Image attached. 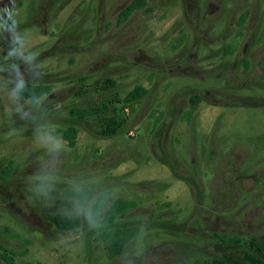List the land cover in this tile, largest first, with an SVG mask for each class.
<instances>
[{"label": "rangeland", "instance_id": "rangeland-1", "mask_svg": "<svg viewBox=\"0 0 264 264\" xmlns=\"http://www.w3.org/2000/svg\"><path fill=\"white\" fill-rule=\"evenodd\" d=\"M132 1L0 0V171L15 163L0 179V245L18 264H249L264 238V0H148L121 20ZM30 82L52 94L21 99ZM140 84L116 136L70 115ZM72 125L73 148L60 133ZM118 197L137 207L116 226L141 230L109 258L93 212ZM57 213L81 227L58 229Z\"/></svg>", "mask_w": 264, "mask_h": 264}, {"label": "trees", "instance_id": "trees-1", "mask_svg": "<svg viewBox=\"0 0 264 264\" xmlns=\"http://www.w3.org/2000/svg\"><path fill=\"white\" fill-rule=\"evenodd\" d=\"M148 0H133L121 13V20L127 19L134 11L146 7ZM249 17V10H246L241 15L239 26L242 27L246 24ZM237 49L236 44H230L225 50L226 55L233 54ZM116 82L112 79H105L101 86L102 89H112L115 87ZM54 86L52 84L43 83H26L20 86L17 91L21 99L36 102L43 96H49L52 94ZM149 90L144 85L135 86L126 96L120 100H112L108 103L102 102L99 106L72 108L70 115L77 119L95 118L99 122V130L97 135L102 138H110L118 135L127 125L129 116L126 112H134L135 106L139 103L147 94ZM191 108L189 110V116L194 114L201 103V98L198 95H192L190 97ZM115 103H122L120 108L112 107ZM129 113V112H128ZM61 137L68 143V146L73 148L77 145L79 129L77 126L72 125L68 128L61 130ZM14 161L10 160L6 166L0 171V179L7 180L13 174ZM87 191L84 193H74L73 196L84 199ZM102 201H98L94 212L93 218L100 219L104 226L100 232L96 234L95 241L103 244L105 251L109 258H115L122 255L129 242L135 239L140 233V226L127 225L116 226V222L121 216L128 211L137 207V203L133 200L116 198L111 205L107 207L104 214L100 215V207ZM51 220L56 227L62 231H77L81 225L82 220L79 217H73L62 213L51 215ZM226 240L227 238L221 237ZM250 247L254 250L253 254H248L247 258H244L249 264H264V239L253 238L249 242ZM18 254L5 246L0 245V258L7 264H18L16 256ZM23 255V253H22ZM200 264H224L218 259L206 261Z\"/></svg>", "mask_w": 264, "mask_h": 264}, {"label": "flooded vegetation", "instance_id": "flooded-vegetation-1", "mask_svg": "<svg viewBox=\"0 0 264 264\" xmlns=\"http://www.w3.org/2000/svg\"><path fill=\"white\" fill-rule=\"evenodd\" d=\"M245 66H246V68L248 67V63L247 62H246V65ZM260 239H264V238H260Z\"/></svg>", "mask_w": 264, "mask_h": 264}, {"label": "built area", "instance_id": "built-area-1", "mask_svg": "<svg viewBox=\"0 0 264 264\" xmlns=\"http://www.w3.org/2000/svg\"><path fill=\"white\" fill-rule=\"evenodd\" d=\"M131 134H134V132H131Z\"/></svg>", "mask_w": 264, "mask_h": 264}]
</instances>
